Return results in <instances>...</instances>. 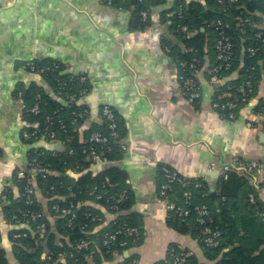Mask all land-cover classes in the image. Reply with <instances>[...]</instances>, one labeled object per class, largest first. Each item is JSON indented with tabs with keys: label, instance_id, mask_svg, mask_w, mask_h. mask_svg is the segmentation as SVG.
Segmentation results:
<instances>
[{
	"label": "crops",
	"instance_id": "crops-1",
	"mask_svg": "<svg viewBox=\"0 0 264 264\" xmlns=\"http://www.w3.org/2000/svg\"><path fill=\"white\" fill-rule=\"evenodd\" d=\"M175 1L167 0L166 6ZM166 10L154 8L147 26L136 30L129 11L106 7L102 0H0V247L7 252L12 224L4 218L1 196L7 190L18 195L15 171L26 165L30 151L21 136L25 119L19 115L16 92L36 86L20 66L37 59L58 61L66 75L86 77L89 94L81 102L88 111L82 123L84 132L96 129L102 105L117 115L124 149H120V160L104 165L114 164L125 174L131 205L122 214L140 228L142 237L140 245L115 253L113 261L130 258L136 264H155L175 245L203 264H214L204 257L198 241L168 226L169 212L158 195V172L169 167L182 177L202 180L206 196L216 193L223 165L264 163V130L246 126L250 114L259 113L257 107L263 104L264 65L256 62L260 77L255 99L241 106L236 119L228 120L211 103L217 94H230L242 80L243 54H239L236 70L215 84L206 74L211 53L205 48L204 67L197 76L201 98L191 105L182 94L178 69L164 51L165 41L178 44L170 22L161 16ZM180 49L193 52L184 46ZM36 147L63 149L45 136ZM92 170L96 173L98 169ZM248 180L264 206V169ZM37 200L52 220L47 200L40 194ZM93 205L103 213L104 226L115 220V213Z\"/></svg>",
	"mask_w": 264,
	"mask_h": 264
},
{
	"label": "trees",
	"instance_id": "trees-1",
	"mask_svg": "<svg viewBox=\"0 0 264 264\" xmlns=\"http://www.w3.org/2000/svg\"><path fill=\"white\" fill-rule=\"evenodd\" d=\"M102 1L113 8L129 11L133 28L136 30H142L147 26L140 15L143 10L153 12L154 8L163 7L167 10L161 12V16L166 17L167 12H178L179 9L181 18H177V16L171 19L165 18L166 21L170 22L171 34L178 44L165 41L164 51L165 49L169 50L170 58L175 63L178 74L181 73L185 79L191 77V71L186 68L187 71L182 73L178 64L183 61L190 63L193 59L200 60L203 63V50L205 48L210 49L208 54L211 53V63L208 68L218 64L215 59V45L221 31L231 40L233 45L231 57L228 61L230 70L223 71L222 77L236 70L240 53L243 54L245 63L242 73L243 78L240 83L236 82L238 84L231 90V93H235L251 73L256 76V79L260 77L258 68L254 72L251 71V68L257 67L256 62L261 57L262 51L253 57H249L245 50L249 47L258 46L254 36L260 31L264 33V27L262 26L264 0H236L234 3H230L229 0L221 2L219 0H176L169 5L171 7L166 6L167 0ZM238 19L240 20L239 23ZM243 21H246V23L242 27L238 26ZM179 26H186L189 35L180 32ZM259 26L262 29H259ZM180 46H184V48L193 52L183 53ZM53 62L54 60L36 61L35 63L42 66ZM61 76L65 75L61 74ZM52 77L53 75L49 74L43 76L42 79L47 82L56 95L57 90ZM227 85L229 83L225 86ZM254 91L257 93V85H255ZM19 92L22 93L26 108L32 107L35 104V98L40 96V114L36 116L28 113L24 114V119L28 124L25 128L26 131H36L39 134V140L48 131H53L57 135L58 143L71 138L70 142L64 144L62 151L43 150L44 156L38 159L41 167L47 172L35 174L36 185L40 195L47 200V211L50 217H52L51 207L53 205L57 204L60 207H76L79 205V207L75 209L76 219L71 227L67 226L66 219L49 220L37 199L34 205L31 206L24 203V198L21 196L23 185L17 182L19 186L17 196L14 197L10 190L2 194L5 196V200L2 199L3 215L6 221L12 224V230L8 234V241L11 244L10 253L0 247V264H11V261L14 264H90L89 261H93L94 264H129L132 260L130 258H122L121 262L115 263L113 261L115 252L122 254L123 251L119 248H106L100 241L103 234L113 233L115 230L127 226L137 228L139 231V237L133 244L130 243L128 247L138 246L141 243L140 228L133 220L124 218L125 216L122 214L131 205L129 191L124 183L125 174L115 167L93 173L92 169L96 168V165L81 154V139L87 138L93 131L105 133V127L97 125L96 129L88 131V133L86 131L81 132L83 121H80L76 126L70 125L71 110H68L62 102H57L43 89L31 85L26 89H18L16 97ZM261 107L262 104L257 107V110ZM81 108L83 106L78 103L72 107V110ZM56 112L65 121V131L55 123L57 117L51 125L46 124V119L54 117L53 114ZM118 128H120L119 121ZM119 134L121 138L120 130ZM25 142L31 148L26 162L28 164L33 157L37 142ZM108 145L112 150L107 151L104 149L103 159L108 163L120 160L118 143L110 140ZM37 149L41 150L40 148ZM69 149L73 150L72 154L68 153ZM161 168L158 172L161 180L160 185L162 183ZM48 172L58 174L50 175ZM69 172L73 173V176L69 175ZM252 173L254 172L240 175L232 172L228 174L226 179L221 178L216 193H208L206 196L204 192L205 184L203 183L200 188L191 189L192 204L188 207L191 210V216L181 220L172 212H169L168 226L198 241L204 257L213 261L214 264H264V206L258 199L255 189L249 183L248 179ZM94 187H98L95 191L96 194H103L101 200H95L93 195L90 194ZM119 191H127L128 200L117 205L116 211L113 212L116 215L115 220L104 226V215L93 204L108 209L106 203L108 195L119 193ZM181 192V188H174V193L178 195V204H183ZM250 196H253L254 203L250 202ZM171 197L172 194L170 193L169 199ZM195 206H205L209 211L210 221L208 227L212 233H217L216 246L209 247L203 244L202 241L206 236L202 234L199 225L195 222V211L193 210ZM22 211L41 213L42 219L38 222H32L29 218H20V212ZM87 214L98 216L102 221L92 224L87 218ZM14 217L16 220L13 219ZM41 223L46 226V233L43 237H40L36 230L37 225ZM84 225L89 227V229H86L89 230V235L83 234L81 227ZM97 229H100V231H96ZM65 238L70 242L69 245L66 244ZM83 240L90 243L87 250L77 249V244ZM1 243L2 236L0 235V245ZM169 249L177 251L178 247L172 245ZM185 251L189 252L188 250ZM166 259L167 254L164 260L155 264H166ZM184 264L203 263L194 254H190Z\"/></svg>",
	"mask_w": 264,
	"mask_h": 264
},
{
	"label": "built area",
	"instance_id": "built-area-1",
	"mask_svg": "<svg viewBox=\"0 0 264 264\" xmlns=\"http://www.w3.org/2000/svg\"><path fill=\"white\" fill-rule=\"evenodd\" d=\"M140 2L142 0H139ZM223 0H219L221 2ZM230 3L236 2V0H229ZM102 4L106 7L113 8L109 4H106L102 1ZM118 9V8H114ZM121 10V9H118ZM226 10V9H224ZM150 11L143 10L140 15L144 22L148 21L150 18ZM177 16V18H181L180 10L178 12L171 11L166 13V18L171 19L172 17ZM240 20L238 19V23ZM246 21L238 24V26L242 27ZM226 27V26H225ZM179 31L185 35H189L188 28L186 26H179ZM259 29H262L259 26ZM244 30L242 31V33ZM218 40L216 41L215 50L216 55L215 59L218 64L207 68L206 74L211 82L215 84H221L224 77H222V72L230 70V64L228 61L231 57L232 52V42L231 40L225 36L224 32L221 31L218 34ZM256 39L255 42L258 46L249 47L245 50L249 57L255 56L258 52L262 51L261 57L257 61V64L263 65L264 63V33L260 31L257 35L254 36ZM165 53L170 56L169 50L165 49ZM182 73H185L188 70L191 71V77L186 78L180 73L178 74V80L181 84L182 94L185 96L186 101H188L191 105H195L201 98V84L197 78L198 74L202 71L204 65L200 60L193 59L190 63L183 61L178 64ZM20 68L30 74L40 76L41 78L46 75H53L52 80L57 90L56 96L59 98L65 107L70 111L71 117L69 119L70 125L76 126L80 121H84L88 115V111L86 108L72 110L75 104L81 102L86 96L89 94V88L87 86L86 77L82 75H66L62 65L58 61H54L48 65L39 66L35 63V61L25 62ZM257 67L251 68V71H255ZM64 74L65 76H61ZM239 80H236L238 82ZM258 79L254 76L253 73L250 76L246 77L244 82L237 88L235 93L230 94H217L214 101L211 103V108L222 114L228 120L236 119V115L238 110L242 105L248 104L250 101L255 99L256 92L254 91L255 85H257ZM229 88V87H228ZM227 88V89H228ZM235 88V87H233ZM232 88V89H233ZM227 97V98H226ZM17 100L22 104L23 115L25 113L38 115L40 114V96L35 98V104L26 108L22 93L19 92L17 94ZM263 104L259 113H252L248 117L246 122V126L249 129L261 127L264 130V98ZM59 112V111H58ZM54 113V117H48L46 119V124L51 125L56 118V124L63 131L66 130V124L63 120L62 116ZM99 120L102 123V126L105 127L106 132L101 133L98 131L91 132L87 138L81 139V154L86 156V158L93 162L96 166L104 165L108 163L103 158V150L111 151L110 145H108L110 140H114L118 143V148L123 150L124 145L120 138L119 128H118V118L115 111L108 105H102L99 111ZM49 127V126H48ZM21 136L23 140L28 142L36 143L39 140V134L34 132H28L25 129L22 130ZM81 137V136H80ZM50 142L58 143L57 135L53 131H48L45 135ZM71 141V138H67L64 141H61L59 144L64 147V144ZM69 154L73 153V150L69 149ZM44 156V152L42 150H38L37 147L33 151V157L29 160L28 164L23 167H18L15 171L16 181L18 183H22L23 190H21V196L24 198V203L27 206L34 205L37 199V192L34 187V179L35 174H41L47 172L45 169L41 167V163L38 160L39 158ZM28 159V157H27ZM264 169V163L261 162H242V161H234L232 164H225L221 167L220 174L221 178L226 179L228 174L235 172L237 174L243 173H251L260 171ZM49 173V172H48ZM50 174V173H49ZM162 175V183L158 190V195L160 199L166 202V209L168 212H172L177 218L181 220H185L186 218L191 216V210L188 208L192 204V193L191 189L200 188L202 186V180L192 179L188 177H182L178 175L174 170L169 167L161 168ZM104 187V186H103ZM179 187L182 189L181 197L183 204H178V195L174 193V188ZM53 189V188H50ZM98 187H94L90 192L93 195L95 200H101L103 198V194H96V190ZM172 194L171 199H169V194ZM105 196V193H104ZM127 191H119V193H113L108 195L106 199V203L108 204V209L110 212H114L117 209V205L124 203L128 200ZM1 199L5 200V196L2 195ZM250 202L254 203L253 196L249 198ZM78 206H69V207H60L59 205H53L51 207L52 218L56 219H66L67 226L71 227L73 225L74 220L76 219L75 209ZM195 222L199 225L201 232L206 237L203 239V244L209 247L216 246L217 241V233H212L209 230L208 223L210 221V213L205 206H195ZM20 218H29L32 222H38L42 219L41 213L30 212V211H22L20 212ZM87 218H89L92 224H97L102 221V219L98 216H92L91 214H87ZM16 220V218H13ZM15 222V221H12ZM88 226L84 225L81 227L83 234L89 235ZM36 230L40 237H43L46 233V226L44 223L37 225ZM139 237V231L134 227H121L115 230L113 233H105L100 238L102 245L106 248H119L123 252H129L131 247H128L130 243H134L136 239ZM90 243L87 241H80L77 244V249L79 250H87L88 245ZM116 253V252H115ZM190 252H186L185 250L178 249L175 251L174 249H168L166 264H184L186 259L190 256ZM129 264H136L134 260H131Z\"/></svg>",
	"mask_w": 264,
	"mask_h": 264
},
{
	"label": "water",
	"instance_id": "water-1",
	"mask_svg": "<svg viewBox=\"0 0 264 264\" xmlns=\"http://www.w3.org/2000/svg\"><path fill=\"white\" fill-rule=\"evenodd\" d=\"M31 61H37V62H40V60H30V61H27V62H31ZM27 73V72H26ZM28 77L33 79L31 81V83L35 84L37 87L43 89L49 96L53 97L57 102H62L59 98H57V96L54 94V92L51 90V88L49 87V85L47 84V82H45L40 76H36V75H33V74H30L28 73ZM18 101V100H17ZM82 102V101H81ZM81 102H79V104H81ZM18 109H19V115L21 116V118L24 116L23 115V110H22V104L18 101ZM63 103V102H62ZM27 122L24 121L23 124H22V129L23 128H26L27 127ZM98 125H101L102 126V123L101 121L99 120L98 121ZM22 131V130H21ZM81 132H84L83 131V128L81 127ZM30 146L28 147V150H30ZM232 164V163H231ZM114 164H107V165H100V166H96V168L98 169L97 171L99 170H108L110 168H114ZM34 179H35V176H34ZM34 187H35V190L37 192V195L40 194L38 192V189H37V185H36V182H34ZM165 205H166V202H165Z\"/></svg>",
	"mask_w": 264,
	"mask_h": 264
},
{
	"label": "flooded vegetation",
	"instance_id": "flooded-vegetation-1",
	"mask_svg": "<svg viewBox=\"0 0 264 264\" xmlns=\"http://www.w3.org/2000/svg\"><path fill=\"white\" fill-rule=\"evenodd\" d=\"M177 74H178V71H177Z\"/></svg>",
	"mask_w": 264,
	"mask_h": 264
}]
</instances>
